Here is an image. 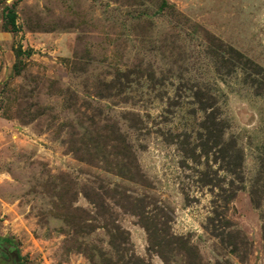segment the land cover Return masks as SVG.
Masks as SVG:
<instances>
[{
  "label": "rangeland",
  "instance_id": "obj_1",
  "mask_svg": "<svg viewBox=\"0 0 264 264\" xmlns=\"http://www.w3.org/2000/svg\"><path fill=\"white\" fill-rule=\"evenodd\" d=\"M0 264H264V0H0Z\"/></svg>",
  "mask_w": 264,
  "mask_h": 264
}]
</instances>
